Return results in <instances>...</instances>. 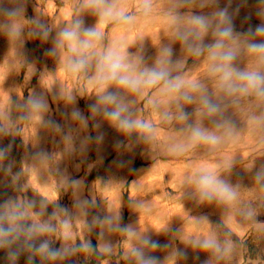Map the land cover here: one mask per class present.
<instances>
[{
	"label": "rangeland",
	"instance_id": "374dc122",
	"mask_svg": "<svg viewBox=\"0 0 264 264\" xmlns=\"http://www.w3.org/2000/svg\"><path fill=\"white\" fill-rule=\"evenodd\" d=\"M117 3L134 21L108 23L100 29V45H124L140 67L155 66L161 49L170 47L172 76L202 85L221 111L200 114L201 93L187 88L182 91H189L191 103L156 88L137 95L112 84L107 91L123 96L133 119L151 129L118 130L102 115L99 86L90 83L95 62L87 72H72L67 68L72 54L55 43L57 34L76 21L97 27L96 11L85 0H0L2 205L21 203L27 214L21 223L53 229L29 240L62 252L55 259L37 253L42 264H137L132 247L158 257L159 264H264V175L256 179L264 173V124L251 119L264 114V99L219 92L208 72L207 53H189L169 16H211L227 8L240 49L234 66L252 68L255 57L246 45L264 42V36H250L248 30L264 24V0H149L147 14L144 0ZM11 11L17 14L8 16ZM213 42L210 30L203 43ZM37 97L46 109L31 108L28 101ZM93 105L100 111L93 112ZM181 110L189 114L186 120L178 119ZM76 111L85 121L73 117ZM224 120L234 125L231 134L217 129ZM189 125L223 138L217 145L192 143ZM201 169L232 185L237 199L231 204L201 201L189 182ZM210 235L222 245L230 241L231 251L214 254L189 243ZM143 238L162 247H146Z\"/></svg>",
	"mask_w": 264,
	"mask_h": 264
},
{
	"label": "clouds",
	"instance_id": "9594fccd",
	"mask_svg": "<svg viewBox=\"0 0 264 264\" xmlns=\"http://www.w3.org/2000/svg\"><path fill=\"white\" fill-rule=\"evenodd\" d=\"M182 2H189V0H182ZM85 6L94 9L98 14V26L87 28L83 27L82 21H76L57 34L55 43L58 48L66 47L72 54L67 60V68L72 72H87L95 62V74L91 77L90 83L99 86L98 91L102 94L99 96L98 104L105 106L102 115L111 125L123 132L151 131L143 121L133 119L134 113L129 110L128 103L125 102L123 96L107 91L108 86L112 84L137 95H143L147 90L156 88L162 95L172 96L177 101L184 100L191 103L193 97L189 95V91H182L187 88L192 92L201 93L204 111H201L200 114L212 116L221 111L219 105L211 101L202 85L186 82L181 76H172L170 57L173 53L170 47L161 49L160 58L155 66L140 67L138 63L129 59L130 54L126 52L124 45L111 44L107 47L100 45L102 40L100 29L108 23L122 26L129 25L134 21V17L128 15L126 10L119 6L117 0H85ZM149 9V0H144L145 14ZM16 14L14 11L7 13L10 17ZM169 16L170 23L175 29L176 38L186 46L189 53L197 57L207 53L208 72L215 79V86L219 92H223L227 96H255L258 99H264V42H250L246 45L247 52L255 57V67L241 69L234 66L233 62L237 59L240 49L236 44L233 19L227 8L217 10L211 16L195 13L186 15L170 13ZM213 20L217 21L215 25L212 23ZM210 30L214 42L204 44V37ZM14 31L18 34V29H14ZM248 35L264 36V24L258 25L254 29L250 28ZM190 38L192 42H190ZM28 103L34 111L47 108V105L38 97L30 99ZM91 110L93 112L100 111L95 105L91 106ZM72 115L80 121H85L79 111L73 112ZM188 115L187 112L181 110L178 119L186 120ZM251 119L256 124H264V114L253 116ZM216 127L217 129L224 128L226 134H231L234 130V125L228 120L217 124ZM187 131L188 139L192 143L203 142L217 145L223 138L199 125H189ZM182 147L183 145H177L176 149L182 150ZM4 152V149H0V158L4 156ZM262 175L264 173L258 172L256 179H261ZM189 182L195 186L196 194L201 201L216 200L231 204L237 199L236 189L219 178L214 171L201 169L189 178ZM24 207L25 205L11 200L0 206L3 209L0 211V248L10 246L23 236L28 250L52 259L61 256L62 252L50 249L47 242L41 243L38 247L27 243L35 235H42L53 231V229L42 223L29 225L21 223L27 215L23 211ZM246 215L250 218L253 213L249 211ZM124 231L128 232L130 236L135 235L130 229H124ZM141 243L151 249L162 247L158 241H153L150 238H143ZM189 243L205 251L211 250L214 254L226 255L232 249L230 241H225L222 245L214 235L203 240H191ZM81 247L89 248L91 246L82 245ZM17 255L15 252L10 253L13 260ZM131 255L136 258L137 264H159L158 257L147 256L136 247L131 248Z\"/></svg>",
	"mask_w": 264,
	"mask_h": 264
},
{
	"label": "trees",
	"instance_id": "16d2710c",
	"mask_svg": "<svg viewBox=\"0 0 264 264\" xmlns=\"http://www.w3.org/2000/svg\"><path fill=\"white\" fill-rule=\"evenodd\" d=\"M2 193H0V206L3 203ZM2 211V208H0ZM7 226V225H5ZM33 244L32 241H27ZM34 245V244H33ZM17 253V257L13 260L10 253ZM0 264H42L40 256L27 249L25 241H16L10 246L0 248Z\"/></svg>",
	"mask_w": 264,
	"mask_h": 264
}]
</instances>
